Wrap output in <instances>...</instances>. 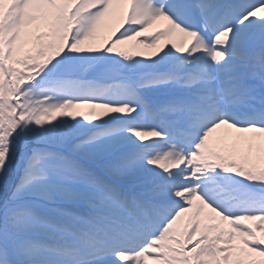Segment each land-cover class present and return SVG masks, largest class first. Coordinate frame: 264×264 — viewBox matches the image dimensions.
<instances>
[{
  "label": "snow or ice",
  "instance_id": "6c2138e0",
  "mask_svg": "<svg viewBox=\"0 0 264 264\" xmlns=\"http://www.w3.org/2000/svg\"><path fill=\"white\" fill-rule=\"evenodd\" d=\"M0 264H264V0H0Z\"/></svg>",
  "mask_w": 264,
  "mask_h": 264
},
{
  "label": "bare ground",
  "instance_id": "6f19581e",
  "mask_svg": "<svg viewBox=\"0 0 264 264\" xmlns=\"http://www.w3.org/2000/svg\"><path fill=\"white\" fill-rule=\"evenodd\" d=\"M123 47H125V46H123ZM140 50H142V51H148V50L143 49V48H141ZM129 51H132V49L130 48Z\"/></svg>",
  "mask_w": 264,
  "mask_h": 264
},
{
  "label": "rangeland",
  "instance_id": "374dc122",
  "mask_svg": "<svg viewBox=\"0 0 264 264\" xmlns=\"http://www.w3.org/2000/svg\"><path fill=\"white\" fill-rule=\"evenodd\" d=\"M125 48H127L128 50L130 49L128 45H125Z\"/></svg>",
  "mask_w": 264,
  "mask_h": 264
}]
</instances>
